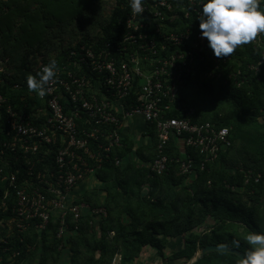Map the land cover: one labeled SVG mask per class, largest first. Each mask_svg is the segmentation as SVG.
Returning <instances> with one entry per match:
<instances>
[{
  "label": "trees",
  "instance_id": "1",
  "mask_svg": "<svg viewBox=\"0 0 264 264\" xmlns=\"http://www.w3.org/2000/svg\"><path fill=\"white\" fill-rule=\"evenodd\" d=\"M97 1L0 0V61H8L14 72L12 80L31 74L39 56L47 65L49 61L43 53L57 50V55L49 59H55L57 66L67 65L73 42L59 49L57 44L66 41L67 36L76 39L75 26L79 22L100 23L97 48L116 42L124 33L129 0H116L110 15L101 22L95 21ZM258 2L264 11V0ZM260 37L261 43L253 40L234 51L231 61L222 65L220 80L189 78L178 93L180 101L195 110L193 123L210 122L230 129L231 148L204 169L200 167L203 158L199 153L185 150L195 162V172L188 176L181 173L175 161L183 147L171 139L164 150L170 160L169 170L157 175L134 161L125 167L116 165L117 159L133 149L131 140H125L104 157L96 171L97 179L105 185L106 201L102 203L94 192L86 193L80 200L105 208L107 216L97 221L90 215L83 217L79 231L66 241L57 237L60 221L56 218L42 232L34 225L25 232L10 228L7 223L13 216L16 199L14 189H9L6 181L1 182L0 264H59L67 244L71 252L69 264H111L116 255H121V264H135L146 248L155 251L163 264H186L210 245L243 253L249 247L247 234L264 232V62L258 72L250 68L263 58L264 33ZM79 40L93 43L84 36ZM237 71L240 74L236 79L229 78ZM0 89L11 104L22 107L20 91H11L5 85H0ZM167 116L184 118V114L175 111ZM4 124L0 120V130ZM147 132L152 144L137 151L144 163L155 158L158 146L155 124L148 123ZM4 159L10 156L0 158L5 175L12 170L10 165L22 170V164H14V158L10 163ZM6 190L10 194L5 198ZM173 241L179 246L176 249ZM168 248H172L169 256ZM194 264H239V257L212 251L197 258Z\"/></svg>",
  "mask_w": 264,
  "mask_h": 264
},
{
  "label": "built area",
  "instance_id": "2",
  "mask_svg": "<svg viewBox=\"0 0 264 264\" xmlns=\"http://www.w3.org/2000/svg\"><path fill=\"white\" fill-rule=\"evenodd\" d=\"M202 2L145 0L143 14L133 13L130 7L124 33L116 42L99 48L96 40L92 44L79 39L73 42L67 65L57 66L56 78L46 86L44 97L28 89L27 76L13 81L8 61H0V85L20 91L23 102L22 107L11 104L0 89V120L5 122L0 130V158L8 155L6 163L14 158V164L23 166L20 170L10 165L8 175L0 168V183L6 181L16 199L7 223L10 228L25 232L34 225L42 232L56 218L60 221L57 237L66 241L79 231L83 217H106L105 208L78 201L73 191L96 173L112 149L122 146L120 130L130 119L156 126L157 154L149 168L157 175L169 170L164 150L171 139L182 140L184 151L175 161L188 176L194 174L195 162L185 150L197 151L204 169L233 146L229 128L193 123L195 110L178 98L189 78L220 80L222 65L232 59V54L215 57L206 38H201ZM260 34L254 39L257 43H261ZM263 62L264 54L250 68L258 72ZM45 65L41 58L31 75ZM239 74L232 72L229 78ZM174 111L184 118L167 116ZM116 165L121 166V159ZM259 179L260 175L255 181ZM9 194L6 190L5 198ZM111 264H121V255Z\"/></svg>",
  "mask_w": 264,
  "mask_h": 264
},
{
  "label": "clouds",
  "instance_id": "3",
  "mask_svg": "<svg viewBox=\"0 0 264 264\" xmlns=\"http://www.w3.org/2000/svg\"><path fill=\"white\" fill-rule=\"evenodd\" d=\"M145 0H129L133 13L143 14ZM199 29L217 58L230 57L234 51L264 33V11L258 0H203ZM57 61L51 59L35 76L29 74L26 84L38 96L47 94V85L56 78ZM249 247L239 256V264H264V232H249ZM239 247V243H237Z\"/></svg>",
  "mask_w": 264,
  "mask_h": 264
},
{
  "label": "crops",
  "instance_id": "4",
  "mask_svg": "<svg viewBox=\"0 0 264 264\" xmlns=\"http://www.w3.org/2000/svg\"><path fill=\"white\" fill-rule=\"evenodd\" d=\"M147 125L148 123H146L144 120L139 118V119H130L126 121L122 126L120 130L122 137L121 139L122 145L125 140H131V142L133 143V149L129 153H127L123 158H121L120 167H125L130 161H134L139 165L149 167L150 162L147 163L142 162V160L139 158L137 153L139 148L144 146H149L153 142V140L151 139V137L147 132ZM177 142L181 144L182 140L178 139ZM104 186H105L104 183L99 181L96 177V173H94L89 177H87L84 181L80 182L75 187L73 191V196L80 201L86 193L94 192L99 196L100 201L104 203L107 198V192L105 191ZM70 255H71L70 246L67 244L64 247L59 264H69L71 261Z\"/></svg>",
  "mask_w": 264,
  "mask_h": 264
},
{
  "label": "rangeland",
  "instance_id": "5",
  "mask_svg": "<svg viewBox=\"0 0 264 264\" xmlns=\"http://www.w3.org/2000/svg\"><path fill=\"white\" fill-rule=\"evenodd\" d=\"M115 4H116V0H98L97 5H99L98 6L99 8H98L97 20H95V21L101 22L104 19H106L108 17V15H110V13L113 9V6ZM79 25L75 26L76 27L75 32L78 35L77 38L73 39L72 37L67 36L66 41H64V42L59 41L58 42V44H57L58 49L60 47L65 48V47L70 46L71 42L76 43L77 40L83 36L86 37L87 39H89L90 41H95L98 39L99 31H100V28H99L100 23L90 25L89 21L87 20L86 22H79ZM61 43H63V46L61 45ZM56 51L57 50H54L47 55H46V53H43L44 58L46 57L48 59L49 57H52V55H57L58 52H56ZM41 58H43V56H39L38 61ZM0 231H1V227H0ZM0 235H1V233H0ZM0 239H1V236H0ZM172 243L175 245L174 249H176V247L178 246L177 242L173 241ZM170 246L172 247L173 245L171 244ZM172 248H168V251L166 252L168 256L171 255V253L169 251H171ZM195 262H196V259L193 258L188 263L194 264ZM135 264H163V261L157 257V254L155 251H153L149 248H146L144 250V252L142 253L141 257L136 261ZM177 264H184V263L182 261H179Z\"/></svg>",
  "mask_w": 264,
  "mask_h": 264
},
{
  "label": "water",
  "instance_id": "6",
  "mask_svg": "<svg viewBox=\"0 0 264 264\" xmlns=\"http://www.w3.org/2000/svg\"><path fill=\"white\" fill-rule=\"evenodd\" d=\"M212 251L232 253L234 255H237L238 257L240 256V254H242L239 250L235 248L210 245V246L203 248L200 252H198L197 255L195 256V259L197 260V258L202 257L205 254L212 252ZM186 264H192V263H186Z\"/></svg>",
  "mask_w": 264,
  "mask_h": 264
}]
</instances>
